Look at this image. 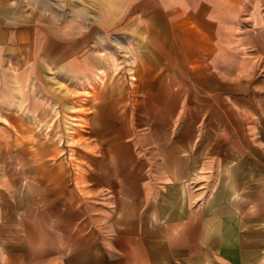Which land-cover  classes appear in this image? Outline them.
<instances>
[{"label": "rangeland", "instance_id": "1", "mask_svg": "<svg viewBox=\"0 0 264 264\" xmlns=\"http://www.w3.org/2000/svg\"><path fill=\"white\" fill-rule=\"evenodd\" d=\"M234 5L200 73L121 33L3 80L0 264H264V0Z\"/></svg>", "mask_w": 264, "mask_h": 264}, {"label": "crops", "instance_id": "2", "mask_svg": "<svg viewBox=\"0 0 264 264\" xmlns=\"http://www.w3.org/2000/svg\"><path fill=\"white\" fill-rule=\"evenodd\" d=\"M15 1L0 0V106L4 104L2 90L15 82L9 81L6 86L3 80L24 74L44 51L52 58L57 53L71 57L86 42L108 40L114 34L133 33L134 40L150 47L174 71L200 73L204 57L215 63L225 50L226 36L222 35L233 20L231 16L228 20L222 17V10L246 3V0ZM5 115L7 118L9 114Z\"/></svg>", "mask_w": 264, "mask_h": 264}]
</instances>
